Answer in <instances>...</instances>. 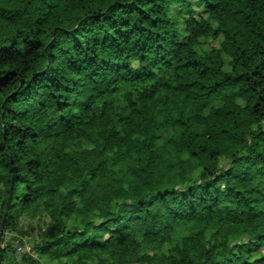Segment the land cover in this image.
Masks as SVG:
<instances>
[{
  "label": "trees",
  "instance_id": "16d2710c",
  "mask_svg": "<svg viewBox=\"0 0 264 264\" xmlns=\"http://www.w3.org/2000/svg\"><path fill=\"white\" fill-rule=\"evenodd\" d=\"M10 187L0 264H264V0H0Z\"/></svg>",
  "mask_w": 264,
  "mask_h": 264
},
{
  "label": "rangeland",
  "instance_id": "374dc122",
  "mask_svg": "<svg viewBox=\"0 0 264 264\" xmlns=\"http://www.w3.org/2000/svg\"><path fill=\"white\" fill-rule=\"evenodd\" d=\"M211 47L218 48L219 47V40H216V41H213V42L209 41V40L208 41H202V45L198 49L200 51H206V50L210 49ZM224 59H225V62L228 61L227 57H225V56H224ZM225 69H228V66H225ZM221 163H224V160H221ZM19 224H21L22 227H23V225L25 227H27L26 228L27 236L30 234V230H32L33 228H35L37 226L36 222H33L32 224H28V223H24L23 220H19ZM25 227H23V228H25ZM8 231H10V230H8ZM8 231L5 234L6 235L5 238L7 240H11L12 239L11 242L13 241L14 245L16 244V242H19L18 244L22 247L21 252L19 254L17 253L19 258H21L24 254H28L29 253V249H30L29 238L27 236H20V235H17V233L13 234V233L8 232ZM244 241H245V239H242L241 242H244ZM260 252L261 253L264 252V248H261ZM54 264H60V263H58L57 261H54Z\"/></svg>",
  "mask_w": 264,
  "mask_h": 264
},
{
  "label": "water",
  "instance_id": "95a60500",
  "mask_svg": "<svg viewBox=\"0 0 264 264\" xmlns=\"http://www.w3.org/2000/svg\"><path fill=\"white\" fill-rule=\"evenodd\" d=\"M10 202H11V187H10V190H9V196H8L7 204H6V207H5L3 216H2V220H1V223H0V241H1L2 234H3V228H4V225H5V221H6L7 212H8V209H9Z\"/></svg>",
  "mask_w": 264,
  "mask_h": 264
},
{
  "label": "built area",
  "instance_id": "2783aa9c",
  "mask_svg": "<svg viewBox=\"0 0 264 264\" xmlns=\"http://www.w3.org/2000/svg\"><path fill=\"white\" fill-rule=\"evenodd\" d=\"M19 242H16V250H17V253L19 254L22 250V247L18 244Z\"/></svg>",
  "mask_w": 264,
  "mask_h": 264
}]
</instances>
